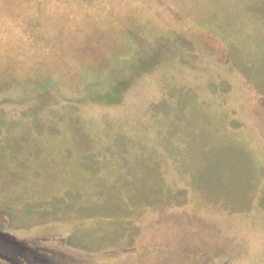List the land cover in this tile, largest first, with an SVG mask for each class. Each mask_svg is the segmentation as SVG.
Returning <instances> with one entry per match:
<instances>
[{
	"label": "rangeland",
	"instance_id": "obj_1",
	"mask_svg": "<svg viewBox=\"0 0 264 264\" xmlns=\"http://www.w3.org/2000/svg\"><path fill=\"white\" fill-rule=\"evenodd\" d=\"M0 228L56 264H264V0H0Z\"/></svg>",
	"mask_w": 264,
	"mask_h": 264
},
{
	"label": "trees",
	"instance_id": "obj_2",
	"mask_svg": "<svg viewBox=\"0 0 264 264\" xmlns=\"http://www.w3.org/2000/svg\"><path fill=\"white\" fill-rule=\"evenodd\" d=\"M0 258L9 261L11 264H56L43 247L24 243L11 232L1 228Z\"/></svg>",
	"mask_w": 264,
	"mask_h": 264
}]
</instances>
